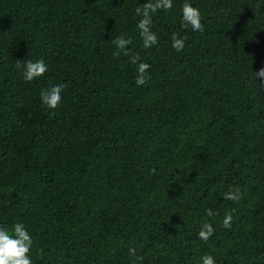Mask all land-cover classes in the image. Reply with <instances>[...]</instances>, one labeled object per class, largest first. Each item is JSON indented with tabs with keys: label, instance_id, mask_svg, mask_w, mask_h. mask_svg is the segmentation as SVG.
Returning <instances> with one entry per match:
<instances>
[{
	"label": "trees",
	"instance_id": "1",
	"mask_svg": "<svg viewBox=\"0 0 264 264\" xmlns=\"http://www.w3.org/2000/svg\"><path fill=\"white\" fill-rule=\"evenodd\" d=\"M144 2L0 0V226L25 225L33 264H264V0H188L203 32L173 0L147 49ZM120 36L127 55H113ZM134 58L150 64L143 86ZM29 59L48 65L32 82L16 66Z\"/></svg>",
	"mask_w": 264,
	"mask_h": 264
},
{
	"label": "clouds",
	"instance_id": "2",
	"mask_svg": "<svg viewBox=\"0 0 264 264\" xmlns=\"http://www.w3.org/2000/svg\"><path fill=\"white\" fill-rule=\"evenodd\" d=\"M173 7V0H145L142 7L135 8L136 16L140 17L136 27L139 30V35L142 38V45L144 48H151L158 43L156 33L151 31L152 14L157 9L170 10ZM180 23L182 28H190L192 32H203L204 24L202 23V14L198 7H194L192 3L185 0L181 9ZM171 47L179 52L185 47L184 37L172 35ZM113 43L119 51L113 55H120L123 52L128 54V45L131 43L130 39L120 36L114 39ZM133 63L137 64L135 84L138 86L145 85L148 79V70L150 64L133 59ZM18 69L22 70L23 79L26 82H32L35 79L42 77L48 71V65L43 59L35 61L29 59L23 64L20 61L16 62ZM256 79L264 84V67H261L255 72ZM64 84H53L46 89H42L39 93L40 102L48 109H56L62 101V91ZM224 199L239 202L242 199V193L238 187L233 188L224 193ZM232 211H235L234 209ZM232 211L225 213L222 221V227L229 229L232 227L233 215ZM205 214L209 217L218 215L212 209H205ZM215 228L212 223H204L197 233L198 239L207 242L213 236ZM34 244L32 234L28 231L22 222H16L11 226V234L3 226H0V264H33L30 255V250ZM132 255H135V249H129ZM201 264H216V260L212 255H204L200 257Z\"/></svg>",
	"mask_w": 264,
	"mask_h": 264
}]
</instances>
